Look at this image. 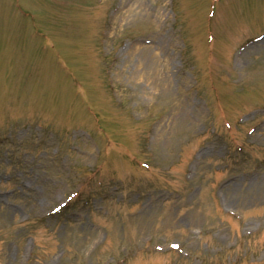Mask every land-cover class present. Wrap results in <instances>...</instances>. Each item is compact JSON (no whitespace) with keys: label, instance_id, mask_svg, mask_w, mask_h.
<instances>
[{"label":"rangeland","instance_id":"1","mask_svg":"<svg viewBox=\"0 0 264 264\" xmlns=\"http://www.w3.org/2000/svg\"><path fill=\"white\" fill-rule=\"evenodd\" d=\"M0 264H264V0H0Z\"/></svg>","mask_w":264,"mask_h":264}]
</instances>
